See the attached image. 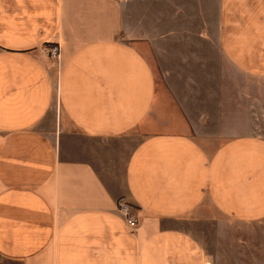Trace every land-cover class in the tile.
<instances>
[{"label": "crops", "instance_id": "0c3cea01", "mask_svg": "<svg viewBox=\"0 0 264 264\" xmlns=\"http://www.w3.org/2000/svg\"><path fill=\"white\" fill-rule=\"evenodd\" d=\"M261 222L264 0H0V264H217Z\"/></svg>", "mask_w": 264, "mask_h": 264}, {"label": "rangeland", "instance_id": "374dc122", "mask_svg": "<svg viewBox=\"0 0 264 264\" xmlns=\"http://www.w3.org/2000/svg\"><path fill=\"white\" fill-rule=\"evenodd\" d=\"M142 49L153 65L155 73L157 74L158 89L162 91L163 94L167 91L166 88L169 81L179 85H182V83L184 84L186 81L189 82L191 86L193 82L196 83L200 81V74L197 73H166V70L169 71L180 67L177 63L173 65L162 63L152 55L146 46H142ZM49 60L57 65L60 63L59 60ZM177 91L179 95L184 98L187 94L190 96L191 88H187L186 90L179 87ZM196 107L197 106H193V108L197 109ZM127 204L130 207L132 216L137 218V208L129 203ZM211 250L215 251L214 248H211ZM218 251L219 258L217 264H264V222L250 228L242 227L234 223H227L224 239Z\"/></svg>", "mask_w": 264, "mask_h": 264}, {"label": "built area", "instance_id": "2783aa9c", "mask_svg": "<svg viewBox=\"0 0 264 264\" xmlns=\"http://www.w3.org/2000/svg\"><path fill=\"white\" fill-rule=\"evenodd\" d=\"M42 52L49 58L53 60H60L61 48L59 44H50L42 48ZM119 213L125 218L127 224L133 231L138 229V219L132 216V212L127 203H120L118 207Z\"/></svg>", "mask_w": 264, "mask_h": 264}]
</instances>
